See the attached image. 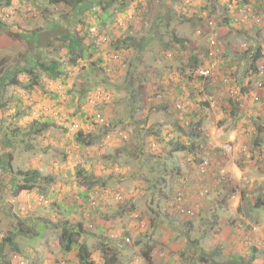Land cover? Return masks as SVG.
I'll list each match as a JSON object with an SVG mask.
<instances>
[{"label":"rangeland","instance_id":"374dc122","mask_svg":"<svg viewBox=\"0 0 264 264\" xmlns=\"http://www.w3.org/2000/svg\"><path fill=\"white\" fill-rule=\"evenodd\" d=\"M98 1L71 9L51 0H0V264L15 256L21 264H78L59 242L65 222L83 224L96 264L103 250L123 264H264V206L253 207L264 202V95L255 100L264 94V57L254 60V43L264 55V0H126L113 17L117 31L97 23ZM79 19L99 32L91 39H98L93 59L101 62L85 74L89 67L72 66L60 48L64 74L52 79L36 63L58 60L53 38L76 37ZM217 38L226 54L215 58L214 78L191 75L190 55L206 62ZM32 73L38 85L31 86ZM98 93L111 99L104 127L93 123ZM199 120L204 148L196 155L174 150L191 143L189 125ZM106 127L112 133L105 137ZM78 131L92 145L79 147ZM30 167L52 183H39L44 195L14 198L23 181L17 172ZM84 176H92L85 190L78 183ZM177 192L192 216L171 205Z\"/></svg>","mask_w":264,"mask_h":264},{"label":"trees","instance_id":"16d2710c","mask_svg":"<svg viewBox=\"0 0 264 264\" xmlns=\"http://www.w3.org/2000/svg\"><path fill=\"white\" fill-rule=\"evenodd\" d=\"M17 1H22V0H17ZM84 1L85 0H51V2L54 3L55 8L58 6L64 5V6L71 8V9H77L78 6L80 4H82ZM10 2H11V0H6V5H10L11 4ZM127 2L128 1H126V0H99L97 2V4L95 3V7H94V8H98L101 11L100 12L98 10L99 11L98 15H96V11L94 12L95 16L96 17L98 16L97 17V23L99 25H105V26L110 25L113 30L114 29L118 30L119 27H117L116 25L113 24V17H115L114 14L118 13V11L123 10L126 7ZM116 5H117V7H116ZM113 6H115L116 8H113ZM246 7L247 6H245L244 4L241 3L240 7H238V8L235 7V8H237L238 10H242V9L245 10ZM226 10H227V8H226ZM124 14H126V13H124ZM124 16H126V15H124ZM182 17H183V15H182ZM225 18L226 19H224V22L227 25H230L233 22V19L231 17L227 16ZM197 19L200 20L203 18L199 17ZM78 22L80 25L78 27L79 31L76 33V37H75V35H73V36L68 35V33L56 35L53 38V40L54 39L56 41L58 40L60 42V44L55 45V47H54L51 43V45H52L51 52L56 53L58 55L60 48L62 50L63 49L66 50V52H68V53L64 52L63 56L68 60L67 62L69 64H71L72 66L78 65V64H80V62L85 63L84 68L89 67L88 68L89 71L86 70V72H85V74H86V73H89L90 71H92V69H94L96 67V65H98L101 62V59H99V58L95 59V60L93 59L95 51L99 50V47L96 44L98 42L97 41L98 39H95V41L91 39L92 37L100 38V35H99L98 31H93V32L91 31V29L92 28L94 29V27H91L90 32H89L86 29L87 28L86 25L83 24L81 19H79ZM128 22H130V21H128ZM126 24H127V22H126ZM122 29H124V28H122ZM50 30H51V27H49V29L46 32L48 33V32H50ZM36 35H37V33H35V36ZM106 36L108 38L104 39L105 40L103 42L104 46L110 45L112 38L111 39H109V38L112 36V32L109 31L106 34ZM152 38H153L152 36L149 37V40H152ZM172 38H173V41L176 42L177 44L187 43L185 39H176L174 36H172ZM84 41H87V42L89 41V43L85 44ZM256 44L257 43H254V45L256 47L255 48L256 55L254 56V60H258V59L264 57L262 49L260 47V44H257V45ZM45 47H46V45H45ZM118 47L119 46L117 45L116 46L117 50L119 49ZM189 51L192 52L191 49H189ZM225 54H226V52H224V56H225ZM115 55L118 58L120 53L117 52ZM190 59L192 60V63L190 66V71H192L191 75H194V72L196 71V69H199L200 65L202 66V63L200 61L199 56L196 55L195 52H193V54L190 55ZM26 60L27 59H25V61ZM114 61H116V60H114ZM216 61H217V66H218L219 61L218 60H216ZM65 63H66V61L64 62L63 59L60 60L59 55H58V60H50V61H48L47 64L36 63V65L39 69H41L42 71L47 73L50 78L54 79V78H60L61 75L64 74V69H60V66L61 65L64 66ZM39 81H38V76L36 74L32 73L31 86H32V84L38 85ZM115 89H117V87H115ZM138 90L142 94H143V92H145L144 87H142V85L139 86ZM129 92H131V91H129ZM86 95L87 94L85 93V97H86ZM151 96H153V95H151ZM259 96H261V95H259ZM262 96H263V93H262ZM87 98L91 100V97L90 96L88 97V95H87ZM92 100H94V99H92ZM95 100H97V101L94 104V108L101 107V109L93 115V119H94L93 123H94V121H96L98 124V127H101V126L104 127V125L106 124L105 122L107 120L106 110L108 109V106L111 103L110 102L111 99H110V96L106 97L105 94L101 95L100 93H98V96L95 97ZM142 102H143L142 108L147 107V105H146L147 101H146L145 97H144V100L142 99ZM150 105L152 106V104H150ZM160 107L163 111H166V109L169 107V104H164V105H161ZM231 107H234V106L231 105L230 108ZM231 112H235V111L231 110ZM232 114H234V113H232ZM93 123H91V124H93ZM200 125H201L200 120L198 121L196 126H195V124H190L189 125V131H188L187 135L190 137L191 143L188 145L178 144L174 150L185 151L186 154L193 153L194 155H196V153L194 151L197 149H198V151H200V148H201L200 145H203L207 141V139L204 137L202 132L199 131ZM43 126L46 127L47 125H43ZM41 130L42 129H38V130H35L34 132L39 133ZM257 130H258V132L255 135V143H254V145H256V146H258V143H259L257 136H258V134H260L263 131V128L257 126ZM109 133H112V132H110V129L108 127H106L104 129V134H105L104 136L106 137ZM13 134L14 133H12V135ZM87 138L88 137H85L84 133L82 131H78V133L76 134V141H77L79 147H84V146L88 147V146L92 145V142L86 143V141L88 140ZM198 163L204 164L203 162L201 163V160H199ZM9 170H11V169L9 168ZM206 170H207V168H206ZM173 171H175L176 174L172 175V177L175 179L179 178L178 174H181L179 167H174ZM81 172L84 173L83 170ZM17 174L22 178L23 181L20 183H17L14 186V193L12 194L14 196V198H17L18 196H20V197H22V200H24L26 198L25 195L30 194V193H40V194L44 195L46 190L44 188H42L39 183L44 181V180L49 181V183H52V178L46 179L45 177H43L41 175L40 170L37 168H34V167H32V168L30 167L27 171H18ZM7 175L10 176V171H8V170H7ZM175 175H177V176H175ZM91 178H92V176H88V177L84 176L81 179V181H79L78 183L84 188V190L86 188L89 189L91 187V185H88V184H89V180ZM94 183H91V184H94ZM162 183H163V187L168 186L165 177H163ZM183 183H185V182H183ZM9 184L10 185L12 184L11 180H10ZM96 185H97V183H96ZM88 186H89V188H88ZM3 187H6V184L4 185L3 181L0 180V194L1 195H2ZM181 194H183V193H181V192L175 193L173 199H176L178 197V195H181ZM170 203H172V201ZM54 205H57V204H54ZM260 206H264V202L262 200H257L253 204L254 208H259ZM20 224L18 225V231L20 232V234L21 233L26 234V232L22 229V226ZM84 232H85V230H84L83 224L77 223V225L71 226L67 222H65L63 229H62L61 236L59 238L60 245L62 246L64 251L67 253H70L72 251L76 252L78 264H96L92 261L91 251L89 250L88 246L84 242V239H83L84 236H82V235H84ZM43 235L44 234L42 233L41 237H43ZM5 240H6V242H11L10 238H7ZM73 248H75L76 250H74ZM255 249H256V247H253V250H255ZM101 253H102L101 258L103 260V264H114V263L121 264L119 255H112V256L109 255L108 256L107 254H105L104 250L101 251ZM144 256L148 257L149 254L147 253V255L145 254ZM15 258H18V257L15 256ZM15 258H13L15 260L14 263L8 262L7 264L26 263V262H21L19 259L16 260ZM36 261L37 260L29 261V264H39ZM5 263L6 262H2V264H5Z\"/></svg>","mask_w":264,"mask_h":264},{"label":"clouds","instance_id":"9594fccd","mask_svg":"<svg viewBox=\"0 0 264 264\" xmlns=\"http://www.w3.org/2000/svg\"><path fill=\"white\" fill-rule=\"evenodd\" d=\"M189 3H187V5H188ZM187 5H186V7H187ZM236 6H232V5H229L228 6V10L229 11H232L231 9H234ZM184 11H186V9H184ZM187 12V11H186ZM238 17H240V21L241 22H244L245 23V20H247L248 19V15H247V13H246V11L245 10H238ZM261 19L260 18H258L257 19V21H254V23H260L261 21H260ZM211 23H210V21H209V25H210ZM214 24V23H213ZM212 24V25H213ZM208 49H207V52H206V54L204 55L205 56V58L203 57V60L204 59H206L207 61L206 62H204V63H202V66L200 65V67H199V69L200 68H202V67H204V66H206V65H208V63H209V61L210 62H215L216 63V67H215V69H214V74H213V76H211V77H208V78H203V77H200V76H198L197 74H196V71L198 70V69H196V71H195V74H196V76L198 77V78H200V79H203V80H210L211 78H214V75H215V73H216V71H217V59L215 60V58L216 57H220V56H222L223 54H224V52H226L225 51V47H224V42L221 40V39H214L213 41H211V43L208 45ZM210 54H212V56H210ZM259 72V71H258ZM259 97H261V98H259V100L261 101L262 100V95L261 96H259ZM200 130V129H199ZM202 146V148H204V146L203 145H200V147ZM222 149H224V148H222ZM205 167H206V164H205ZM172 202H173V200H172ZM181 216H183L182 214H180ZM126 240H128V239H126Z\"/></svg>","mask_w":264,"mask_h":264},{"label":"built area","instance_id":"2783aa9c","mask_svg":"<svg viewBox=\"0 0 264 264\" xmlns=\"http://www.w3.org/2000/svg\"><path fill=\"white\" fill-rule=\"evenodd\" d=\"M210 56H212V54H210ZM215 67H216L215 62H209L208 65L198 69L196 71V74L200 77H203V78L211 77L214 74ZM255 100H259V98L255 99ZM201 148H202V146H201ZM203 168H205V163L203 164ZM204 193H207V190H203L202 194H204ZM171 205L174 206L175 210L177 212H180V214H182L183 216L190 217L193 215L192 211L185 208L183 197L181 195H178V197L176 199H173V202Z\"/></svg>","mask_w":264,"mask_h":264},{"label":"crops","instance_id":"0c3cea01","mask_svg":"<svg viewBox=\"0 0 264 264\" xmlns=\"http://www.w3.org/2000/svg\"><path fill=\"white\" fill-rule=\"evenodd\" d=\"M148 250H150V249H148ZM149 259H150V255H149V257H148ZM174 259V258H173ZM175 260V259H174ZM120 262H121V260H120ZM122 264H123V261L121 262ZM131 264H133V263H131Z\"/></svg>","mask_w":264,"mask_h":264}]
</instances>
